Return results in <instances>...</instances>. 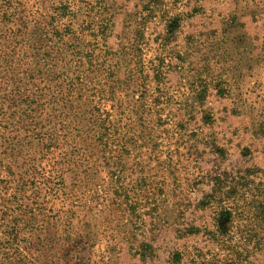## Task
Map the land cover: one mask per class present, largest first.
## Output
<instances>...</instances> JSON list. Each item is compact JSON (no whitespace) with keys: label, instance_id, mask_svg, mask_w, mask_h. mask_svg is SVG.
<instances>
[{"label":"rangeland","instance_id":"1","mask_svg":"<svg viewBox=\"0 0 264 264\" xmlns=\"http://www.w3.org/2000/svg\"><path fill=\"white\" fill-rule=\"evenodd\" d=\"M0 264H264V0H0Z\"/></svg>","mask_w":264,"mask_h":264}]
</instances>
